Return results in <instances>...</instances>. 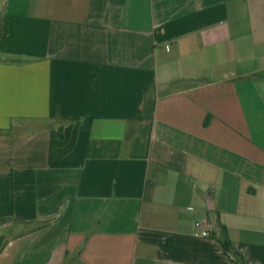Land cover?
Here are the masks:
<instances>
[{
  "label": "crops",
  "instance_id": "1",
  "mask_svg": "<svg viewBox=\"0 0 264 264\" xmlns=\"http://www.w3.org/2000/svg\"><path fill=\"white\" fill-rule=\"evenodd\" d=\"M0 237V264H264V0H0Z\"/></svg>",
  "mask_w": 264,
  "mask_h": 264
},
{
  "label": "trees",
  "instance_id": "2",
  "mask_svg": "<svg viewBox=\"0 0 264 264\" xmlns=\"http://www.w3.org/2000/svg\"><path fill=\"white\" fill-rule=\"evenodd\" d=\"M155 107H156V103L153 98L145 100L143 106V114L141 115V117H139V120H152L154 118ZM6 244L7 243L5 238L0 237V253L2 252ZM225 248L230 250V247H225ZM235 256L237 258V264H245L240 254L235 253ZM66 257L68 258V254L66 255ZM65 264H68V262H66Z\"/></svg>",
  "mask_w": 264,
  "mask_h": 264
},
{
  "label": "built area",
  "instance_id": "3",
  "mask_svg": "<svg viewBox=\"0 0 264 264\" xmlns=\"http://www.w3.org/2000/svg\"><path fill=\"white\" fill-rule=\"evenodd\" d=\"M195 227H196L197 232H199L202 237L209 236L207 225H205L204 223L198 222L196 223Z\"/></svg>",
  "mask_w": 264,
  "mask_h": 264
}]
</instances>
